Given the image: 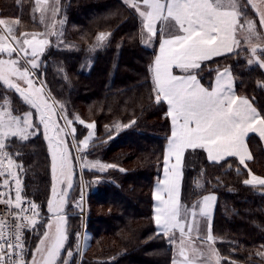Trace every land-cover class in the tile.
<instances>
[{"label": "trees", "instance_id": "1", "mask_svg": "<svg viewBox=\"0 0 264 264\" xmlns=\"http://www.w3.org/2000/svg\"><path fill=\"white\" fill-rule=\"evenodd\" d=\"M241 3L248 8L247 16L257 20L248 0ZM34 7L35 0H0V15H18L17 34L39 31L43 24ZM55 8H59L54 18L60 22L62 42L55 45L52 38L40 78L72 121L69 126L75 134L70 148L89 132L88 123L95 124L90 147L79 149L77 183L67 191L62 206L66 235L72 241L81 228V208L75 204L82 181L84 222L91 236L80 264H171L174 246L157 231L154 220L153 189L171 135L168 106L155 101L150 71L159 39L143 42L141 19L123 0H59L58 4L55 0ZM102 32L110 35L96 47ZM248 58L246 51L213 57L202 64L198 79L208 87L216 69L230 68L236 93L264 115V87L260 86L264 69L248 65ZM247 145L252 157L248 169L236 157L212 162L203 149L187 150L183 161V204L199 201L208 192L216 194L211 234L221 264H264V256L257 255L264 252V188L243 183L249 169L264 176V139L251 133ZM8 151L18 153L16 162L23 165L22 171L17 170L22 196L38 205L41 214L36 228L27 229L24 236L27 260L36 236L46 230L39 224L53 214L48 210L52 198L49 154L39 134L27 141L13 138ZM95 162L117 167L103 172L85 167Z\"/></svg>", "mask_w": 264, "mask_h": 264}, {"label": "snow or ice", "instance_id": "2", "mask_svg": "<svg viewBox=\"0 0 264 264\" xmlns=\"http://www.w3.org/2000/svg\"><path fill=\"white\" fill-rule=\"evenodd\" d=\"M46 2L35 0L34 12L41 11L42 21L43 13L47 10H42V5H46ZM56 2L58 4L59 0ZM123 3L135 10L141 19V35H146L143 42L147 44L154 38L159 39V55L150 66L153 91L157 103H167V116L172 122L164 156L163 179L157 182L154 193L157 202L154 220L160 234L168 237L170 243H175V232L179 231L178 258H174L173 264H196L200 253L191 247L192 233L199 229L197 218H205L209 221V233L203 239L209 244L214 243L210 218L217 198L212 194L206 195L191 208L181 204L179 189L185 152L205 149L212 162H219L225 157H239V164L248 169L246 161L252 157L246 137L250 133H257L264 139V115L253 107L247 97L235 94L230 68L216 69L215 81L208 87L200 82L198 75L203 71L205 61L226 54L239 55L244 51L250 56L248 65H258L264 69V57L261 55L264 54V34L258 32L256 23L248 18V8L241 0H123ZM248 3L257 7L253 0H248ZM58 11L59 8L53 9V18ZM257 11L259 24L264 28V8H257ZM19 23V20L0 19V26H3L0 54L10 57L0 58V81L7 88L14 89L37 111L39 124L43 125L44 135L49 141L53 179L63 183L60 180L63 177L71 187L70 153L61 136L65 128L57 122L55 117L59 113L45 98L42 82L36 86L39 57L50 44L46 37L55 33L22 32L17 35L16 25ZM54 26L53 19L50 29ZM109 35L100 33L96 38V47H101ZM13 53L17 54L16 59H11ZM21 60L24 61L23 67ZM174 68L181 69L185 74L174 75ZM18 81L26 84L27 88L21 87ZM260 86L264 87V82ZM60 110L63 111L62 105ZM60 118L66 121V126L72 124L66 116ZM79 123L85 122L80 120ZM39 124H34L30 112L22 116L13 115L7 97L0 103V204L7 206L5 212H0V264H60L61 252L67 240L65 218L61 215L67 192L63 189L57 192L54 183L48 210L55 219L47 225L48 230L43 233L31 261L25 259L24 231L36 228L38 221L34 217L39 216V206L22 196V180L16 170L22 171L23 165L16 162L19 154L8 149L12 147L13 138L27 141L31 135H35ZM86 127L90 130L89 134L77 146L82 150L90 147L95 124L88 123ZM50 132L53 134L49 135ZM71 134H75L74 128ZM89 166L102 172L117 167L99 162L85 164V167ZM243 183L264 188V176L256 175L249 169L248 178ZM189 248L191 255L188 254ZM72 255L70 250L67 251L69 258ZM257 255L264 256V252ZM211 259L210 255L209 264ZM215 260L216 264H220L218 256ZM64 264H68V261L65 260Z\"/></svg>", "mask_w": 264, "mask_h": 264}, {"label": "rangeland", "instance_id": "3", "mask_svg": "<svg viewBox=\"0 0 264 264\" xmlns=\"http://www.w3.org/2000/svg\"><path fill=\"white\" fill-rule=\"evenodd\" d=\"M54 2H55V0H47L46 5H42V10L44 8L47 9L43 13L44 14L43 21L41 20V11H36V13H38V17L37 18H40V21L42 22L41 24H43L42 28L39 31L32 30V31H24V32H28V33H32V32H38V33L54 32L55 33V34H50V35H48L46 37L47 39H49L50 44L45 49L44 53L39 57L40 67H39V69L36 72V75L39 77V80H38L36 86H40V83L42 82V84H43V94L45 95V98L47 99L48 103L53 104L54 107H55V110L59 113V116L55 117L57 119V122L62 127L65 128V131H64V133H61V136L64 138L66 146L68 147V150H69V153H70V163H71V169H72V171H71V187H68V182L66 180H64L63 177L60 178V180L64 181L63 183H60L58 181H54V179H53V174H52V170H51V154H50V148H49V141L46 138V136L44 135L43 125L39 124V116H38L37 111L31 106V104L26 102L23 97H21L18 93H16L14 89H9V88H7V86L3 85L2 81H0V103H3L4 98L7 97V99L11 102V109L13 111V115H21L22 116L24 113H29V112L32 114V119H33L34 124H39V130H38V132L36 134H39L41 136V138L43 139L44 144H45L46 149H47L48 154H49L48 155L49 156L48 159H49L50 175H51V188H52L53 184L56 183V187H57V190L59 192L62 189L67 192L69 189H73V186L75 187V185L77 183L76 174H77L78 168H80V163H78V159H79V156H80V150L77 147L79 142L76 143L77 146L73 145V147H72L73 149L70 148V143L73 142V135L71 134L72 127L69 126V125L66 126V121L64 119L60 118V117H65V113L60 110L59 102H57L55 100V98H53V96L50 94V92L48 91V89L46 87V84L40 78V75H39V72H43L42 68H43V64H44V62H43L44 54L49 49V47L52 46V38H54V40H55V43H54L55 45H58V43L62 42L60 22L56 18H53V16H52V11H53V8H54ZM253 3L257 6L256 8L253 7L254 11L257 13L256 14L257 20H255V18H251L249 16H248V18L253 20L256 23L257 31L260 32L261 34H264V28H262L260 26V24H259V14H258V11H257V8H264V0H253ZM50 8H51V10H50ZM33 14H34V12H32V15ZM0 19H4L6 21H15V20H18V15H4V16L0 15ZM53 19L55 20V26H54V28L50 29V25H52ZM17 26L18 25H16V27ZM157 27L159 28V24L157 25ZM2 31H3V26H0V32H2ZM19 32L20 31L16 30V34L19 33ZM17 35H19V34H17ZM242 45H243V41H242ZM243 47L246 48L247 46L243 45ZM0 58L9 59L10 57H8L6 54H0ZM16 58H17V54L13 53L11 59H16ZM23 66H24V61L21 60V67H23ZM53 67L57 68V65H54ZM174 70H177L178 74H180V75H184L185 74L179 68H174L173 71ZM214 80H213V83H214ZM18 83L21 84V87L27 88V85L24 84L23 82L18 81ZM65 133H68V134L66 135ZM52 134L53 133H51V132L49 133V135H52ZM88 134H89V132L86 134V136H88ZM83 139H81V140H83ZM186 152H185V154H186ZM74 156H75V158L77 160L76 162L74 160L75 159ZM164 156H165V154H164ZM184 157H185V155H184ZM163 163H164V160H163ZM183 166L184 165L182 163L181 179H182V174H183ZM162 173H163V166H162L161 175H162ZM161 175H160V177H161ZM180 188H181V182H180ZM5 191H7V190H5ZM209 194H212V195L216 196V194L214 192H208V193L204 194L203 197L206 196V195H209ZM81 197H83L82 200H81ZM179 198H180L181 204L186 206V207H188V208H191L194 204H197L200 201V199H199V201L196 200L194 203L189 204L188 206L183 204V202L181 201V190L180 189H179ZM201 201H202V199H201ZM64 203H65V197H64ZM85 203H86L85 188H84V184L81 181V193H80L79 196H77V203L75 204V206L78 209L81 208V211L79 212V214L82 216L81 228H80V230L77 231V233H75L74 240L72 239V241H69V234H68L67 240L65 241V244H64L66 249L63 252V255H61L60 264H64L65 260L68 261V264H80L83 252L87 248V246L89 245V240H90L91 234L86 229L85 222H84ZM213 209L214 208H212V210H211L212 216H213V211H214ZM197 211H198V209H197ZM61 215L65 216V213L61 212ZM48 217L49 218L46 221H44V223H40L39 224V225H43V226L45 225L46 230H48L47 229V225L50 222H53L54 219H55L53 214H49ZM198 219H199V217L197 218V221H198ZM202 224H203V222L199 223L198 224V226H199L198 231H194L192 233L191 247H195L197 249V251L200 253V255H199V257H198V259L196 261H198V262L201 261V263L196 262V264H202V263L209 264V256L210 255L212 256L211 264H216V260H215L216 256L219 257L220 264H221V256H220L219 250L217 249V247L215 245V242L209 244L204 239H201L199 237V236H203V234H204L203 233L204 229H203V225ZM41 237H42V235H41V232H40L36 236L35 245L32 248V250L31 249L28 250L27 261H31L32 255H33V253L35 251V248H36L37 244H39V241H40ZM172 244L174 246L175 252H174V255L172 256L173 258H172V263L171 264H173L174 258H178V247H179V244H180V234H179L178 231L175 232V243H172ZM28 247H29V245H28ZM69 250L73 253L72 257H70V258L67 256V251H69ZM188 254L191 255V249L190 248L188 249ZM36 258H37L38 261L40 260L39 254H37Z\"/></svg>", "mask_w": 264, "mask_h": 264}, {"label": "crops", "instance_id": "4", "mask_svg": "<svg viewBox=\"0 0 264 264\" xmlns=\"http://www.w3.org/2000/svg\"><path fill=\"white\" fill-rule=\"evenodd\" d=\"M160 43V42H159ZM157 55H159V45H158V49H157V54H156V56ZM155 56V57H156ZM155 60V59H154ZM154 62V61H153ZM173 74L174 75H180V74H178V73H176L175 71H173ZM215 81V80H214ZM233 90H234V92H235V94L236 95H238L237 93H236V91H235V89H234V83H233ZM254 107V106H253ZM170 120H171V118H170ZM171 128H172V122H171ZM251 134V133H250ZM255 134H257V133H255ZM171 136V135H170ZM169 136V137H170ZM167 145H168V140H167V143H166V145H165V152H164V154L166 153V150H167ZM246 145H247V137H246ZM247 148H248V145H247ZM204 151H205V154H206V157H207V159H208V155H207V151L205 150V149H203ZM248 151H249V153H250V150H249V148H248ZM251 154V153H250ZM226 158V157H225ZM238 160H239V157H236ZM184 160V159H183ZM209 160V159H208ZM249 160H247L246 161V163L248 162ZM182 163H183V161H182ZM163 169H164V163H163ZM181 171H182V169H181ZM161 179H163V173H162V175H161V177L159 178V180H161ZM158 180V181H159ZM157 181V182H158ZM157 182L155 183V185H154V189H153V197H154V193H155V191H156V185H157ZM180 182H181V179H180ZM203 197V196H202ZM202 197L200 198V201H201V199H202ZM199 201V202H200ZM216 202V201H215ZM215 202H214V205H213V208L215 207ZM157 207V202L155 201V199H154V216H155V208ZM214 210V209H213ZM214 212V211H213ZM211 216H212V213H211ZM190 219H191V217H190ZM201 219V220H200ZM211 220H212V217L210 218V223H211ZM201 222H203V235L204 236H207L208 235V233H209V221L207 220V219H205V218H201V217H199V219H198V224L199 223H201ZM156 224V223H155ZM156 228H157V231H159V229H158V227H157V225H156ZM178 231V230H177ZM179 232V231H178ZM196 262H198V261H196ZM198 263H201V261L200 262H198ZM202 264H206V263H202Z\"/></svg>", "mask_w": 264, "mask_h": 264}, {"label": "built area", "instance_id": "5", "mask_svg": "<svg viewBox=\"0 0 264 264\" xmlns=\"http://www.w3.org/2000/svg\"><path fill=\"white\" fill-rule=\"evenodd\" d=\"M13 198H14V196H13ZM26 201H31V200H29V199H25ZM32 202V201H31ZM6 208H7V206H5V205H3V204H0V212H5L6 211ZM27 215H29V216H32L33 214L32 213H27ZM41 214L39 213V216H40ZM38 216V217H39ZM38 217H34L35 219L36 218H38ZM27 230V229H26ZM26 230L24 231V236H25V233H26ZM25 248H26V253H25V259H26V256H27V247H26V245H25Z\"/></svg>", "mask_w": 264, "mask_h": 264}]
</instances>
